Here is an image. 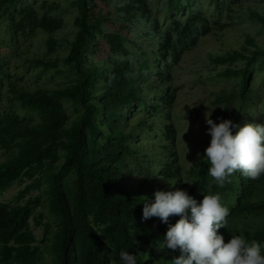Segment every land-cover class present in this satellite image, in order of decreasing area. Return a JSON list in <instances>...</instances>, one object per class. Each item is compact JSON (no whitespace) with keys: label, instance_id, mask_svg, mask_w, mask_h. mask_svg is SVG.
Returning <instances> with one entry per match:
<instances>
[{"label":"trees","instance_id":"obj_1","mask_svg":"<svg viewBox=\"0 0 264 264\" xmlns=\"http://www.w3.org/2000/svg\"><path fill=\"white\" fill-rule=\"evenodd\" d=\"M23 1L0 0V43L20 57L19 38L42 32L46 34L43 56L25 61L60 72V58L52 55L64 21L49 14L58 10L59 4L43 1L42 13L30 5L12 10ZM72 3L77 9L75 34L68 54L62 58L74 75L67 84L21 83L3 68L6 57H0V75L7 80L0 88V151L8 153L0 161V195L14 183L28 182L19 191L18 202L0 201V264H42L43 253L51 264H121V248L135 254L137 264H170L179 250L160 249L159 240L167 225L157 217L141 221L143 197L152 199L156 190L181 189L197 201L203 198L200 192H218L229 209L225 227L218 230L225 242L231 234H239L264 244V176L252 180L236 171L229 183L218 188L212 178L208 184V162L204 159L193 187L182 177L174 148L176 129L170 110L176 88L171 85L170 63L158 64L163 58L171 57L173 62L179 59L178 45L187 40L193 44V26L199 23L204 29V15L195 13L175 30L174 37L171 32L160 33L146 0ZM174 5L180 7L179 3ZM247 12L251 21L264 27V11L248 8ZM109 22L138 31V35L121 30L105 32L104 25ZM174 24L179 26L176 21ZM98 36L104 37L111 53L125 58L94 59ZM153 37L156 49L138 45L139 41L148 42L151 47ZM128 56L137 57V62ZM258 58H264V49L250 35L239 49L215 56L218 63L243 61L242 67H226L215 75L235 80L237 89L225 93L222 102L240 96L234 116L238 125L246 110L252 67ZM152 66L158 87L153 96L144 97L142 86L148 79L143 72ZM65 102L73 106L72 113ZM137 105L144 107V113L127 117V109ZM160 111H165L164 115ZM151 120L158 122L159 146L150 144ZM34 191L37 194L31 195ZM38 207L45 209L47 221L43 222L42 213L34 215ZM178 218L170 216L169 223ZM29 220L42 226V249L36 244ZM131 232H135L134 237Z\"/></svg>","mask_w":264,"mask_h":264},{"label":"rangeland","instance_id":"obj_2","mask_svg":"<svg viewBox=\"0 0 264 264\" xmlns=\"http://www.w3.org/2000/svg\"><path fill=\"white\" fill-rule=\"evenodd\" d=\"M43 1L58 3L60 6L58 10L51 11L49 14L64 21L63 28L56 35V51L52 55V57L59 56L60 58L58 62L60 72L52 69H43L25 61L27 57L43 56L46 50V34L42 32H38L31 37L19 38L18 50L22 51L20 57L15 56L0 43V57H6L7 59L2 66L10 74L18 77L21 83L30 86L35 84H42L43 86L65 85L74 76L72 71L62 61V58L68 54L69 43L73 40L75 34L73 22L77 16V9L72 3L73 0H24L21 5L14 7L12 10L18 11L30 5L36 6L39 8L38 12L42 13L40 5ZM169 1L146 0L152 16L158 20L161 34L171 32L176 37L177 32L175 30L182 27L197 12L202 13L206 21L204 29L199 23L193 26L195 28V41L193 44H191L190 40H187L178 45L179 59L176 62H173V59L168 57V59H161L158 64V67H160L168 61L171 65V85L176 88V99L170 110L171 121L176 129L174 148L177 151L178 160L182 168V177L186 183H191L189 185L194 187L197 183L199 164L204 160L202 158L204 149L210 141V136L206 133L208 125L204 119L205 112L211 111L210 118L214 122H219L217 118L229 119L234 122V116L238 112L242 100L236 94L231 102H222V96L237 89V86L233 78L219 79L215 75L226 67L240 68L243 66V61L236 60L232 63H218L215 56L226 51L239 49L245 43L246 35L253 37L257 46L264 49V27L251 21L247 15L248 8L264 11V0H173V5L171 6ZM176 3H179L180 7L174 5ZM175 21L179 24L178 27L175 26ZM123 27L116 22H109L104 25L105 32L121 30L124 34L138 35V31H128L127 27ZM152 41L151 47L148 46V42L140 43L139 41L138 45L141 44V47L147 50L156 49L157 44L154 37ZM96 45V51L92 54L96 60L107 61L110 58L122 60L125 58L111 53L109 45L103 36L97 37ZM131 46L129 47L136 48V46ZM252 49H254L253 46H251ZM126 58L135 62L138 60L137 57L132 59L131 56H128ZM149 60L152 62L153 57L149 58ZM252 68L250 91L247 95L246 110L240 126H243L244 123L264 124V58H258ZM143 73L148 79L142 86L144 97H151L155 93L154 89L158 87L154 67H150ZM6 83L7 80L2 79L0 75V88L4 87ZM164 87L162 85V88L166 89ZM65 105L69 108V112L72 113L73 106L67 102H65ZM127 110V117L129 118L138 117L144 113L142 105L129 107ZM164 113L165 111H160V115H164ZM151 124L152 127L149 130L152 134L150 144L159 146L156 143V138L159 135L158 122L151 120ZM7 156L8 153L0 151V161L5 160ZM207 181L208 184L211 181L209 175H207ZM26 183L28 182L14 183L0 195V201L10 204L18 202L20 199L17 195ZM209 193L212 192L209 191ZM36 194L37 191L31 193V195ZM29 196V194L25 195L24 199ZM38 213H42L43 222L48 220L44 208H36L34 215L37 216ZM29 223L31 231L37 240L36 244L42 249L43 245L40 243L43 234L42 226L34 225L33 220H29ZM42 264H51L48 255L45 253H43Z\"/></svg>","mask_w":264,"mask_h":264},{"label":"clouds","instance_id":"obj_3","mask_svg":"<svg viewBox=\"0 0 264 264\" xmlns=\"http://www.w3.org/2000/svg\"><path fill=\"white\" fill-rule=\"evenodd\" d=\"M205 113L210 141L202 158L208 162L207 172L215 185L223 188L236 171L252 180L264 176V124L240 126L221 118L214 122L211 111ZM199 194L203 197L200 201L181 189L156 190L152 199L143 197L141 221L157 217L167 225L159 240L160 249L179 250L170 264H264V244L248 241L239 234H231L225 242L218 232L225 227L229 215L221 195L218 192ZM170 216L179 218L169 223ZM134 234L130 233L133 237ZM119 259L121 264H137L136 255L123 248Z\"/></svg>","mask_w":264,"mask_h":264}]
</instances>
